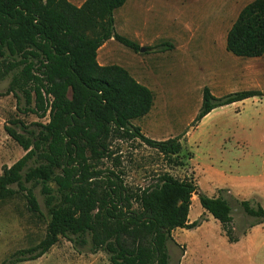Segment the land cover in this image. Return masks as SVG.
Returning <instances> with one entry per match:
<instances>
[{"label": "rangeland", "instance_id": "374dc122", "mask_svg": "<svg viewBox=\"0 0 264 264\" xmlns=\"http://www.w3.org/2000/svg\"><path fill=\"white\" fill-rule=\"evenodd\" d=\"M250 1L126 0L113 12L114 31L136 42L139 49L111 38L96 52L100 65L115 64L126 69L153 93L149 112L133 119L130 125L139 127L149 138L180 136L182 143L181 164L173 165L140 139L121 132L107 137L105 150L98 146L92 152L89 143L82 140L83 156L96 173L92 182L97 189L116 177L134 192L159 184L164 172L188 177L201 193L226 199L233 234L249 236H242L240 245L232 247L220 222L193 196L189 217L200 223L175 232L180 245L167 243L169 264H178L182 251L184 264H264V220L247 215L240 205L247 200L264 209V94L216 107L191 126L204 87L215 97L249 89L264 92V54L236 56L225 47L227 31L239 10ZM1 69L0 174L25 154L5 126H12L11 120L19 118L37 131L36 123L49 119L52 100L41 90L40 105L31 93V109L23 111V93L7 91L12 76H5ZM66 96L70 98L69 89ZM38 160L34 156L27 165L33 166ZM46 184L56 188L54 182ZM22 186L23 190L13 195L0 193V264L10 261L17 250L37 245L46 235L50 215L43 184L31 181ZM25 190L35 197L38 211L29 209ZM132 208L139 206L132 201ZM89 248V242L81 238L75 242L59 236L40 257L15 264H112L106 250Z\"/></svg>", "mask_w": 264, "mask_h": 264}, {"label": "trees", "instance_id": "16d2710c", "mask_svg": "<svg viewBox=\"0 0 264 264\" xmlns=\"http://www.w3.org/2000/svg\"><path fill=\"white\" fill-rule=\"evenodd\" d=\"M125 1L84 0L76 6L68 0H0V68L2 74L12 76L7 91L23 93L26 112L31 109V93L40 105L41 90L52 96L49 119L36 123L37 131L19 118L11 120L12 126H5L25 154L3 168L0 193L13 195L23 190V182L40 181L50 219L43 240L27 250H17L10 261L1 264L38 258L59 236L75 242L81 238L89 242L91 251L106 250L112 264H169L167 243L177 244L172 229H189L200 223L188 222L193 195L220 222L228 241L238 240L227 200L201 193L191 178L164 172L159 184L136 192L123 186L118 177L100 190L92 182L96 173L83 156L84 139L92 152L98 146L105 150L107 137L121 132L157 150L168 163L181 164L180 136L155 140L130 125L149 112L152 91L126 69L100 65L96 60L97 49L111 38L139 49L136 42L114 31L113 12ZM225 41L226 49L236 56L264 54V0H252L239 10ZM68 89L70 98L66 96ZM262 94L249 89L215 97L204 87L191 126L216 107ZM34 156L38 163L28 166ZM47 182H54L56 188ZM26 200L30 210H39L29 190ZM132 201L139 209L132 208ZM240 205L247 215L264 220L260 205L254 207L247 200Z\"/></svg>", "mask_w": 264, "mask_h": 264}, {"label": "crops", "instance_id": "0c3cea01", "mask_svg": "<svg viewBox=\"0 0 264 264\" xmlns=\"http://www.w3.org/2000/svg\"><path fill=\"white\" fill-rule=\"evenodd\" d=\"M68 1H70V2H72V3H77L78 5L77 6H79L84 0H68ZM106 42V41H105ZM193 196H196V195H193ZM192 196V197H193ZM192 202H193V200H191ZM191 205H192V203H191ZM191 205H190V207H189V212H190V209H191ZM192 221H194V220H192L190 217H189V213H188V222H192ZM182 229H185V228H174V229H172V231H171V235H172V237H173V239H174V241L178 244V245H180V243H179V241L177 240V238H176V236H175V232L176 231H178V230H182ZM242 236H244V237H249V236H247V234H243V235H238L237 237H238V240L237 241H235V242H232V247H234V246H236V245H240V243H241V239H242ZM248 242H250V240H248ZM263 243H264V240H263ZM185 251L180 255V257H179V260H178V264H184V260H185Z\"/></svg>", "mask_w": 264, "mask_h": 264}, {"label": "water", "instance_id": "95a60500", "mask_svg": "<svg viewBox=\"0 0 264 264\" xmlns=\"http://www.w3.org/2000/svg\"><path fill=\"white\" fill-rule=\"evenodd\" d=\"M140 50H144V48H140Z\"/></svg>", "mask_w": 264, "mask_h": 264}]
</instances>
